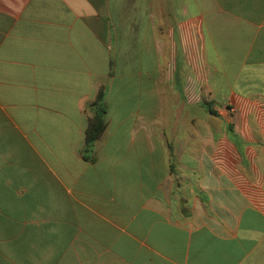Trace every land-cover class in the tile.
<instances>
[{"label": "crops", "instance_id": "obj_1", "mask_svg": "<svg viewBox=\"0 0 264 264\" xmlns=\"http://www.w3.org/2000/svg\"><path fill=\"white\" fill-rule=\"evenodd\" d=\"M0 264H264V0H0Z\"/></svg>", "mask_w": 264, "mask_h": 264}, {"label": "trees", "instance_id": "obj_2", "mask_svg": "<svg viewBox=\"0 0 264 264\" xmlns=\"http://www.w3.org/2000/svg\"><path fill=\"white\" fill-rule=\"evenodd\" d=\"M208 106V105H205ZM92 117L87 130V143L91 147L94 142L102 137L106 130V122L104 116L106 114V100L104 89L100 90L97 99L90 105ZM212 114H215L210 110Z\"/></svg>", "mask_w": 264, "mask_h": 264}]
</instances>
